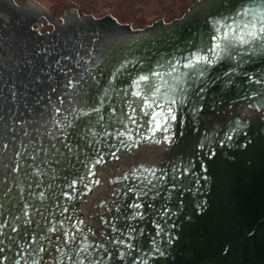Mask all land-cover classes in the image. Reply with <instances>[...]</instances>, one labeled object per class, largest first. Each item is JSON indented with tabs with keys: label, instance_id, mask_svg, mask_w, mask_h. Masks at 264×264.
I'll return each mask as SVG.
<instances>
[{
	"label": "water",
	"instance_id": "1",
	"mask_svg": "<svg viewBox=\"0 0 264 264\" xmlns=\"http://www.w3.org/2000/svg\"><path fill=\"white\" fill-rule=\"evenodd\" d=\"M253 13L0 0V264H264V38L183 67Z\"/></svg>",
	"mask_w": 264,
	"mask_h": 264
},
{
	"label": "snow or ice",
	"instance_id": "2",
	"mask_svg": "<svg viewBox=\"0 0 264 264\" xmlns=\"http://www.w3.org/2000/svg\"><path fill=\"white\" fill-rule=\"evenodd\" d=\"M243 16L247 17L249 13L245 11L242 13ZM253 19L252 20H246L243 23V31H239L238 29L240 28V25H237V27L233 28L231 25H224L220 24L219 27L216 28V31L219 32L220 27H225L227 30L224 32L223 36L218 38V42L214 43L209 49L208 53L209 54H201L200 52H197L193 54V56L188 59L187 63L183 65L185 68L192 69V75L196 77H201L204 76L207 72V68L205 66H213L217 62L221 61L224 57L229 56L231 54V50L233 48V39H238L241 44H248L251 43L253 40H260L261 38H264V18H259V27L257 26V17L256 14L253 13ZM219 23V22H217ZM235 34V35H232ZM230 35L232 38L230 39ZM173 71H175V66L173 67ZM183 75L187 76V73H184ZM140 80H147L148 77L145 75H141ZM202 91V89H201ZM133 95L139 96V93H133ZM172 104H175L176 101L173 99ZM147 107H151V105H146ZM161 107L162 111L161 112H146V116H151V123H153L154 129L156 131L161 130L163 125H167L170 120H175L176 116L173 115V109L171 107L168 108L167 112L163 111V105H159ZM133 122H135V116L130 117ZM163 121V124L162 122ZM121 135H124L121 133ZM231 138V136L229 137ZM6 147V145H5ZM153 175H154V170H153ZM127 178V177H125ZM147 179V178H145ZM151 183V181H149ZM146 195V193H144ZM135 209H139L142 207L140 204H134L132 205ZM139 215L140 213H136ZM30 221H26V223H29ZM15 230V229H14ZM55 230V229H51ZM2 235V233H0ZM35 237H33V241H35ZM40 239H44V237H40ZM118 243H123V241H117ZM3 241L0 240V244H2ZM26 247H30V245H26ZM128 247L130 249L133 248V245L129 244ZM38 253H41L44 251L43 246L37 248L35 250ZM80 251H87V246L84 248L80 249ZM0 252H3V248L0 247ZM123 253H121V256L123 257ZM2 257H0V262H2ZM143 259V258H141ZM19 264V262H17ZM144 264H147V261L144 260Z\"/></svg>",
	"mask_w": 264,
	"mask_h": 264
}]
</instances>
